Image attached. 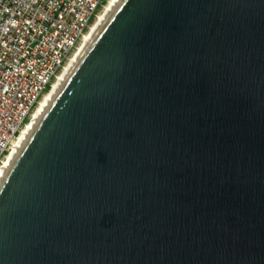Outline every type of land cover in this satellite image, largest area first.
<instances>
[{
  "label": "water",
  "instance_id": "obj_1",
  "mask_svg": "<svg viewBox=\"0 0 264 264\" xmlns=\"http://www.w3.org/2000/svg\"><path fill=\"white\" fill-rule=\"evenodd\" d=\"M0 264H264V0H118L0 178Z\"/></svg>",
  "mask_w": 264,
  "mask_h": 264
},
{
  "label": "built area",
  "instance_id": "obj_2",
  "mask_svg": "<svg viewBox=\"0 0 264 264\" xmlns=\"http://www.w3.org/2000/svg\"><path fill=\"white\" fill-rule=\"evenodd\" d=\"M107 0H0V168Z\"/></svg>",
  "mask_w": 264,
  "mask_h": 264
},
{
  "label": "bare ground",
  "instance_id": "obj_3",
  "mask_svg": "<svg viewBox=\"0 0 264 264\" xmlns=\"http://www.w3.org/2000/svg\"><path fill=\"white\" fill-rule=\"evenodd\" d=\"M118 0H107V3L104 5L101 12L96 16L94 21L92 22L91 26L87 30V32L84 34L80 44L78 45L77 49L74 51V53L70 56L69 60L64 65L61 72L57 75L56 79L52 83V85L49 87V89L46 91V93L43 95L42 99L40 100L39 104L37 105L36 109L31 115L30 120L26 123V125L22 128L21 132L19 133L18 137L12 144V147L10 151L8 152L6 158L3 161V164L0 168V178L12 159L14 158L15 154L21 147L22 143L28 136L29 132L35 125L36 121L38 120L39 116L41 115L42 111L44 110L45 106L47 105L48 101L50 100L51 96L57 89V87L60 85L68 71L71 69L79 55L82 53L86 45L89 43L93 35L96 33L98 28L101 26L105 18L108 16L110 11L113 9L115 4Z\"/></svg>",
  "mask_w": 264,
  "mask_h": 264
},
{
  "label": "rangeland",
  "instance_id": "obj_4",
  "mask_svg": "<svg viewBox=\"0 0 264 264\" xmlns=\"http://www.w3.org/2000/svg\"><path fill=\"white\" fill-rule=\"evenodd\" d=\"M106 3H107V2H106ZM106 3H105V4H106Z\"/></svg>",
  "mask_w": 264,
  "mask_h": 264
}]
</instances>
